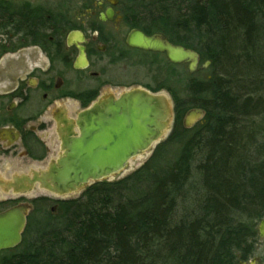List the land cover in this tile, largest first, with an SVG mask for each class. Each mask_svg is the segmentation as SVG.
Instances as JSON below:
<instances>
[{
  "label": "trees",
  "instance_id": "1",
  "mask_svg": "<svg viewBox=\"0 0 264 264\" xmlns=\"http://www.w3.org/2000/svg\"><path fill=\"white\" fill-rule=\"evenodd\" d=\"M177 3L195 38L188 47L201 65L210 62L209 77L190 80L186 89L189 104L204 112L198 141L189 139L162 168L153 159L121 181L88 188L91 204H59L55 226L41 228L32 243L24 240L22 253L7 264H229L253 236L264 216V145L254 147L262 131L248 119L264 122V0L166 5ZM183 106L176 124L191 131L196 125L183 128ZM198 150L204 155L198 214L176 219Z\"/></svg>",
  "mask_w": 264,
  "mask_h": 264
},
{
  "label": "flooded vegetation",
  "instance_id": "2",
  "mask_svg": "<svg viewBox=\"0 0 264 264\" xmlns=\"http://www.w3.org/2000/svg\"><path fill=\"white\" fill-rule=\"evenodd\" d=\"M166 2L0 0V215L26 208L21 244L29 226H52L59 204L98 184L71 194L54 182L78 121L133 91L176 97L168 74L193 75L164 52L132 45L141 38L192 50L195 38ZM263 221L229 264H264Z\"/></svg>",
  "mask_w": 264,
  "mask_h": 264
},
{
  "label": "water",
  "instance_id": "3",
  "mask_svg": "<svg viewBox=\"0 0 264 264\" xmlns=\"http://www.w3.org/2000/svg\"><path fill=\"white\" fill-rule=\"evenodd\" d=\"M132 45L164 52L172 64H188L191 75L198 70L199 55L192 50L141 38L134 39ZM209 64L205 62L201 68L205 69ZM95 110L77 122L80 136L65 146V160L59 163L60 170L54 177V182L62 189L69 184L71 194L84 186L109 181L123 173L131 162L142 158L166 136L172 121L168 98L141 91L99 103L98 112ZM203 117L202 110H191L183 119V127L190 129ZM25 225L26 208L0 215V252L20 245ZM261 228H264V221Z\"/></svg>",
  "mask_w": 264,
  "mask_h": 264
},
{
  "label": "rangeland",
  "instance_id": "4",
  "mask_svg": "<svg viewBox=\"0 0 264 264\" xmlns=\"http://www.w3.org/2000/svg\"><path fill=\"white\" fill-rule=\"evenodd\" d=\"M167 9L170 10L171 16H175L176 19H181L179 16L184 14V5L182 3H177L176 5L172 6H167ZM187 20V19H186ZM178 21V20H177ZM185 22V20H183ZM201 66V64H200ZM209 67V66H208ZM208 67L205 69H199L196 73H194L192 76H187L185 71L182 70L181 78L179 77L177 80L174 78H169V74L167 76V87L169 90L173 91V93H176V97L178 98V102L175 101V97H172L171 93L167 91L168 93V99L170 101V105L172 108L171 114H172V121L169 126L168 132L165 137L162 138V140L150 151L148 152L145 156H143L140 159H136L135 161L131 162L129 167L119 176L114 177L113 179L105 182H100V183H105V184H112L118 181H121L133 173H135L137 170L141 169L146 163L149 161H152L155 159V162L157 165H159L161 168L164 167L167 163H170L173 159L177 157L181 149L184 147V144L187 143L189 139H194L195 141H198L197 135L202 134L201 133V128L198 127L199 125H196L194 129L191 131H182L181 127L176 124V109L180 104H183L184 106L182 107L181 111L185 115L189 110L193 109L192 105L189 104L187 100V95H186V89H187V84L190 82V80H202L205 79L206 77H209V72H208ZM176 104L177 108H176ZM180 111V110H179ZM250 121V124L252 127H254V130H261V134L256 137H254L253 142H255L254 147L259 149L264 145V122H262L261 116L254 115L248 119ZM247 125V126H246ZM249 123L246 124L244 127L248 128ZM249 126V127H251ZM246 129V128H245ZM247 132L248 129L246 130ZM245 136V135H244ZM251 139V138H250ZM244 141V140H243ZM244 143V142H243ZM252 149V148H251ZM250 147H248V156H251V151ZM256 151V150H255ZM160 152V153H159ZM257 154L254 155V157H261L262 154L256 152ZM160 154V155H158ZM194 158H193V163L191 167V176L184 188V192L182 193L183 201L179 198L177 201V208L175 217L176 219H186L188 217H195L198 213L199 206L202 200V192H201V177L200 174L197 170L198 167H200L203 163L204 160V155H201V151H197L193 153ZM91 198L89 199L88 195L84 193L74 195L71 198V201H75L81 204V206H86L87 203L90 202L91 204ZM92 204L95 205V207L98 209V201H92ZM51 206V205H50ZM50 206L47 207V212L49 213ZM54 217V222L52 226H55L56 221H59V217H61V212L57 211L56 214L53 216ZM175 219V220H176ZM47 226V225H45ZM44 225L40 226L37 224L35 226L34 224L31 225V229L29 230L28 236H27V243H32L34 240H37L39 238V233L41 232L42 229L46 228ZM49 226V225H48ZM42 228V229H41ZM22 248L19 246L18 249H16L14 252L9 253V254H4L0 256V264L4 260H11L15 257H18L22 253Z\"/></svg>",
  "mask_w": 264,
  "mask_h": 264
}]
</instances>
